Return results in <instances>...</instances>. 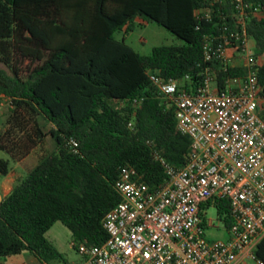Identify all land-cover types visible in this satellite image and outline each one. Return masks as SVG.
I'll list each match as a JSON object with an SVG mask.
<instances>
[{"label":"trees","instance_id":"trees-1","mask_svg":"<svg viewBox=\"0 0 264 264\" xmlns=\"http://www.w3.org/2000/svg\"><path fill=\"white\" fill-rule=\"evenodd\" d=\"M198 9L215 17L200 18ZM223 9L232 13L231 0H0V105L8 102L0 149L19 162L47 136L55 142L0 201V257L28 250L44 263L61 258L46 238L58 221L75 243H104L103 220L122 201L116 183L124 167H136L159 188L168 176L153 145L178 167L189 162L192 138L179 129L177 108L150 71L181 87L199 84L211 65L207 36L231 21L221 16ZM137 22H157L185 43L142 54L117 36ZM250 33L264 55V18L250 20ZM25 60L32 66L24 71ZM229 74L220 70L223 87ZM259 78L264 96V62ZM10 169L0 157V175ZM212 203L229 228L230 202L210 200L203 208ZM255 254L264 262V237Z\"/></svg>","mask_w":264,"mask_h":264},{"label":"built area","instance_id":"built-area-1","mask_svg":"<svg viewBox=\"0 0 264 264\" xmlns=\"http://www.w3.org/2000/svg\"><path fill=\"white\" fill-rule=\"evenodd\" d=\"M231 3L232 13L219 11L231 18L230 24L207 36L204 49L211 65L199 84L181 87L179 80L150 71L176 106L179 129L192 138L189 162L178 167L153 145L168 176L159 188L136 167H124L116 183L122 201L103 220L108 240L79 243L84 259L74 264H238L246 251L257 259L255 249L264 237L263 55L250 33V20L264 18V6L254 0ZM197 15L215 17L208 9H198ZM241 67L246 74H229ZM220 70L229 74L224 87ZM71 144L75 148L78 142L72 139ZM222 199L231 204L230 236L211 240L207 230L214 224L203 206Z\"/></svg>","mask_w":264,"mask_h":264},{"label":"rangeland","instance_id":"rangeland-1","mask_svg":"<svg viewBox=\"0 0 264 264\" xmlns=\"http://www.w3.org/2000/svg\"><path fill=\"white\" fill-rule=\"evenodd\" d=\"M119 38L126 37V41L142 54H151L154 47L162 44H183L185 41L178 35L170 31L157 22H147L146 24L136 23L133 30L128 33L125 31L117 34ZM254 43V40L253 42ZM32 66L29 60L22 62L23 70ZM3 66L0 63V67ZM8 102L5 101L0 108V131L5 128L7 119ZM55 148V142L51 136L36 147L28 156L19 162L11 159L10 155L0 149V157L9 160L10 172L8 175H0V201L12 190L17 181L23 178L27 172L36 165L40 158ZM209 223L213 220L214 225H210L207 230V236L211 240L227 239L230 233L227 228L225 216L221 215L216 203H212L207 209ZM46 238L50 240L61 254V258L53 259L48 262L40 261L30 251L25 250L22 253L6 257H0V264H74L84 259V256L78 250V243L72 231L61 221L56 222L46 233Z\"/></svg>","mask_w":264,"mask_h":264},{"label":"crops","instance_id":"crops-1","mask_svg":"<svg viewBox=\"0 0 264 264\" xmlns=\"http://www.w3.org/2000/svg\"><path fill=\"white\" fill-rule=\"evenodd\" d=\"M263 62H264V55H263ZM261 113L264 115V97L262 99ZM238 264H260V262L257 259L252 258L249 255V252L246 251L241 254Z\"/></svg>","mask_w":264,"mask_h":264}]
</instances>
